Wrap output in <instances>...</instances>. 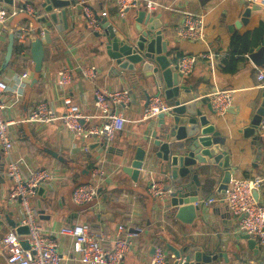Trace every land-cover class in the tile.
Returning <instances> with one entry per match:
<instances>
[{
	"label": "crops",
	"instance_id": "0c3cea01",
	"mask_svg": "<svg viewBox=\"0 0 264 264\" xmlns=\"http://www.w3.org/2000/svg\"><path fill=\"white\" fill-rule=\"evenodd\" d=\"M42 1L14 0L13 4L4 3L16 6L29 2L39 11ZM77 1L91 5L98 16L105 11V17L110 21L121 23L113 0ZM153 1L157 6L151 11L160 14L167 27L164 37L168 38L167 48L174 64L182 53L199 54L208 50L214 53L213 68L205 58H199L192 71L183 75L182 81L191 87L199 107L205 110L214 129L223 137L222 148L229 155L231 177L260 175L264 178V126L252 124L264 93V84L256 75L264 67L255 65L248 56L249 48L255 47L264 35V32L259 34L257 30L261 25L264 27V3L262 0ZM143 7L141 5L127 12L125 21L128 27L137 10ZM246 8H249V15L245 23L230 30L229 26L241 18ZM68 11V27L61 32L51 28L50 40L43 43L44 57L40 75L32 85L28 98L24 99L27 87L24 79L33 77V64L19 54L20 44L16 40L13 41L15 48L9 63L0 74V78L8 84V89L2 94L3 102L7 104L3 114L14 121L9 126L13 142L12 153L21 160L23 174L26 175L34 168L46 167L55 176L50 184L40 186L42 192L37 191L31 200L42 211L40 215L49 216L40 218V222L46 234L55 241L56 249L62 256L61 264H79L72 254L69 238L57 233L59 227L75 222L90 223L95 229L104 232H111L119 224L124 225L132 235L133 245L122 264H150L157 245L164 248L165 260L167 264H171L173 256L165 247L166 241L178 246L187 242L199 243L210 250L217 235L226 236L223 233L226 229L229 230L225 247L227 259L217 258L205 264H264V252L255 240L253 247H249L248 239L241 238L240 235L244 233L237 230L239 217L229 211L220 196L221 192L216 190L221 176L220 169L215 168L210 175L204 171L199 173L198 200L203 204L206 198L216 196L218 199L208 206L202 205V210L196 213L191 224L170 216L169 209L165 206L168 193L157 197L149 192L148 187L152 181L159 182L161 186L164 184L159 174L158 161L149 159V151L145 153L136 181L123 171V166L133 159L137 147L147 150L145 138L156 133L155 118H142L141 99L131 97L135 90H132L127 79L115 77L110 70L112 61L106 55L103 45H100L101 37L92 32H102L100 26L92 30L86 19L77 14L75 7L69 6ZM185 11L204 14L206 42L177 36L176 31ZM28 17L25 13H18L9 19L8 24L12 28L27 27L30 24L33 29L36 28L39 24ZM8 34L9 32H5L0 39V64ZM234 35L246 36L236 46H244L245 51L231 56V40ZM223 51L228 52L227 57L221 55ZM90 66L93 67L91 75L84 76L81 69ZM65 67L70 69V80L60 86L57 83V72ZM24 73H27L26 77L22 76ZM15 90L21 92V95L11 105L16 98ZM94 90L129 92L130 99L125 107H113L122 110L125 124L107 146L99 141H89L84 149V141L70 133L59 118L42 126H34L25 121L27 114L39 101L48 102L60 116L63 112L62 98L68 95L84 113L95 114V121L99 122V114L93 103ZM215 90L231 92V101L220 114L212 111L207 97ZM93 143L95 145L91 146V150L88 149V144ZM51 151L56 152L64 162L53 156ZM87 155L95 160L89 167ZM4 162V155L0 150L2 231L11 228L6 216L15 222H19L22 216L19 201L9 197L12 182L5 174ZM94 167H101L104 172L98 181L97 196L88 204L77 205L71 198L72 188L75 184L88 181ZM257 190V201L264 204V179ZM236 245L239 246L238 249ZM235 252L237 257L233 255ZM0 264H9L2 254Z\"/></svg>",
	"mask_w": 264,
	"mask_h": 264
},
{
	"label": "built area",
	"instance_id": "2783aa9c",
	"mask_svg": "<svg viewBox=\"0 0 264 264\" xmlns=\"http://www.w3.org/2000/svg\"><path fill=\"white\" fill-rule=\"evenodd\" d=\"M113 1L119 19L125 18L129 10L139 8L141 5L147 10H154L157 6L153 0ZM82 9H84L83 12L88 25L92 30H95L99 26L95 15L86 6ZM18 13H25L31 18L38 16V11L29 2L7 6L0 0V39L5 32L12 33L14 40L22 46L19 49V54L33 64L29 54V44L37 36L43 39L44 31L40 28L35 32L31 24L27 27H10L9 19ZM101 15L105 16L106 12L103 11ZM205 27L204 14L185 11L176 34L181 39L206 42ZM221 55L227 57L228 52L223 51ZM199 58H205L209 66L214 67V53L208 50L199 54H180L176 61L177 70L183 75L189 74ZM92 70V66L81 69L84 76H90ZM22 76L26 77L27 73ZM256 78L264 84V70H258ZM69 80L70 69L61 68L57 72V83L64 86ZM7 89V82L0 78V150L5 159V174L12 182L9 197L19 201L22 211V216L17 225L27 226L28 233L20 235L16 232L15 227L2 231L0 225V254L4 255L9 264H61L62 256L56 249V243L46 234L40 222L41 211L31 200V197L36 195L37 188L50 184L55 176L46 167L34 168L26 175L23 174L21 160L12 153L13 142L9 133V126L14 121L7 119L3 114L7 104L3 102L2 94ZM15 92L16 98L11 102V105L15 104L18 96L21 95L18 90ZM93 97V103L100 118L99 122L95 121V114L84 113L68 95L62 98L63 112L60 116L48 102L39 101L27 114L25 121L34 126H42L59 118L70 133L84 141V149H86L89 141H99L107 146L115 138L116 133L124 128L125 124L122 110L113 109V107H125L130 99L129 92L127 90H94ZM207 97L212 111L220 114L225 111L230 103L231 92L229 90H215L209 93ZM167 109L168 107L160 95H153L149 98L148 105L144 109L143 118H154L157 113ZM259 125L264 126V115L261 116ZM103 174L101 167H94L90 171L88 181L78 183L73 187L72 201L77 205L92 202L97 196L98 181L103 177ZM263 179L260 175L241 178L230 177L220 196H222L221 198L229 211L235 216H240L237 230L255 240L264 252V204L259 203L252 195V189L258 187ZM148 190L157 197H163L168 193L157 181H152ZM217 199L216 196L206 198L203 205L208 206ZM57 233L69 238L72 254L79 264H122L133 245L131 233L122 224L117 225L111 232H104L101 229L91 228L86 222H75L59 227ZM22 239H27L29 244L27 248L23 247ZM150 264H167L162 246L154 247ZM246 264L257 263L248 262Z\"/></svg>",
	"mask_w": 264,
	"mask_h": 264
},
{
	"label": "water",
	"instance_id": "95a60500",
	"mask_svg": "<svg viewBox=\"0 0 264 264\" xmlns=\"http://www.w3.org/2000/svg\"><path fill=\"white\" fill-rule=\"evenodd\" d=\"M2 1L7 4L14 2V0ZM69 6L75 7L77 14L85 19V13L82 11L84 6L95 15L102 32H92L95 36L101 37L100 45H103L106 55L112 61L110 70L114 72V76L127 79L132 90H135L131 93V97L141 99L142 118L151 96L160 95L167 105L166 111L159 112L154 117L156 133L152 137L145 138L148 143L147 150L137 147L133 159L123 166V171L136 181L145 153L149 151V159L154 158L158 161L159 174L164 182L163 189L168 191L165 206L169 209L170 216L191 224L203 205L198 200L199 173L204 171L210 175L215 168L220 169L221 176L216 190L222 192L231 177L229 155L222 148L223 137L214 129L205 110L199 107L191 87L182 81L183 74L173 63L167 48L168 38L164 37L167 27L162 22L160 14H155L144 7L140 8L128 27L125 18H121V23L116 24L103 15L98 16L91 5L77 0H43L36 18L26 14L29 19L39 24L34 28L35 32L42 28L44 36L43 39L37 36L30 42L33 77L24 79L27 84L24 99L28 98L32 85L40 75L44 57L43 43L50 40L51 28L61 32L68 27ZM248 15L249 8H246L241 18L230 25L229 29L245 23ZM13 41V34L9 33L0 64V74L9 63ZM248 56L255 65L264 67V35L255 47L249 48ZM262 115H264V93L252 124L257 126ZM88 145V149L91 150V146L95 143ZM51 152L53 156L63 161L56 152ZM37 191L42 192V187H38ZM257 191V187L252 189L255 200L258 197ZM40 218H49V216L40 215ZM6 219L11 227H15L18 234L28 233L27 226L17 225V222L9 220L7 216ZM223 233L226 236L217 235L216 242L210 250L199 243L187 242L178 246L166 241L165 247L173 256L171 264H205L217 258L227 259L225 247L229 230L226 229ZM240 236L248 239V246L253 247L254 240L247 234ZM21 242L23 247L29 246L27 239H22ZM236 248L238 249L239 246L236 245ZM233 255L237 257L236 252Z\"/></svg>",
	"mask_w": 264,
	"mask_h": 264
},
{
	"label": "trees",
	"instance_id": "16d2710c",
	"mask_svg": "<svg viewBox=\"0 0 264 264\" xmlns=\"http://www.w3.org/2000/svg\"><path fill=\"white\" fill-rule=\"evenodd\" d=\"M257 30L260 32L259 34H262L264 32V27H262V25H261V27H259ZM245 38H246L245 35L244 36H238V35H234L233 36V38L231 40V47H232L231 56L234 55L235 53H241V52L245 51V47L244 46L236 47L237 43L238 42H240V43L243 42ZM21 47L22 46L20 45L18 48L20 49ZM13 48H15V42H13ZM12 53H13V51H12ZM224 69H233V68L232 67H224ZM87 162H88V167H89L92 164H94L95 160L91 156L87 155ZM89 225H90L91 228H95L94 225H92V224H89Z\"/></svg>",
	"mask_w": 264,
	"mask_h": 264
},
{
	"label": "rangeland",
	"instance_id": "374dc122",
	"mask_svg": "<svg viewBox=\"0 0 264 264\" xmlns=\"http://www.w3.org/2000/svg\"><path fill=\"white\" fill-rule=\"evenodd\" d=\"M90 224V223H89Z\"/></svg>",
	"mask_w": 264,
	"mask_h": 264
}]
</instances>
